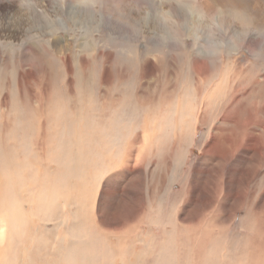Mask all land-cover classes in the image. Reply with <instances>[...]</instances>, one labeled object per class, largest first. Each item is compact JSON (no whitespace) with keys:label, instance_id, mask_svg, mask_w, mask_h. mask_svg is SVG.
<instances>
[{"label":"rangeland","instance_id":"374dc122","mask_svg":"<svg viewBox=\"0 0 264 264\" xmlns=\"http://www.w3.org/2000/svg\"><path fill=\"white\" fill-rule=\"evenodd\" d=\"M263 105L264 0H0V200L5 204L12 203L15 210L20 209L16 206L21 204L22 209L17 212L19 216L24 214L22 220L28 221L23 224L21 220L23 226L19 224L18 228L33 232V235L44 236L46 233L45 246L51 243L48 245L51 247L64 235L70 242L73 237L68 238V235L73 236L76 229L91 231L102 245L106 243L103 239H111L117 244L116 235L104 237L98 234L91 218L94 216L98 221L100 209V216L104 219L112 216L117 222L124 223L126 229L133 209L134 170L132 166L130 170L127 168V159L134 148L140 147L142 137L139 136L150 131L147 160L151 165L145 171L142 187L146 191L141 206L144 219L137 230L141 232L138 234L140 239H146L150 246L142 249L139 241L134 254L129 256L132 251L130 231L123 232L120 243L126 248L117 251L116 261L126 264H166L171 261L175 264H236L237 260L245 258L244 264H264V210L261 209L264 201L260 198L264 188V168L253 184L249 198L236 211L228 207L227 199L219 208L209 207L203 211L191 202L189 214L198 218L183 226L174 221L177 210L174 207H179L178 201L172 203L176 194H184L195 168L210 169L218 176L212 167L216 166L225 180L229 174L231 164H218L217 152L208 149L212 154H208L210 158L203 155L207 149L204 132L208 122L221 115L245 117L253 114V119H257ZM199 120L204 124L196 130L194 126ZM234 121H230V127ZM47 128L52 130L47 131ZM237 138L233 146L237 144ZM241 150L242 147H237L234 151L236 170L246 163ZM114 154H118L116 166L109 162ZM40 159V162L36 161ZM65 171L67 173L63 175H71L52 177ZM86 179L89 182L92 179V183H87ZM47 181L52 185L56 181V186L66 183L57 186L59 190L53 186V190ZM66 184H75V190ZM17 193L22 195L21 198ZM10 197L14 198L11 202ZM43 206L48 207L50 214L42 215ZM80 224H89V228L82 229ZM224 234L226 238L222 237ZM25 236L12 239H16L12 254L21 244L25 253L27 244L33 243ZM151 241L163 245H156V248ZM46 260L41 255L36 256L38 264ZM110 260L109 256L105 262ZM116 261L112 264H120Z\"/></svg>","mask_w":264,"mask_h":264},{"label":"bare ground","instance_id":"6f19581e","mask_svg":"<svg viewBox=\"0 0 264 264\" xmlns=\"http://www.w3.org/2000/svg\"><path fill=\"white\" fill-rule=\"evenodd\" d=\"M14 31V30H13ZM210 41V40H209ZM154 56H156V55H154ZM103 57V56H102ZM153 62V61H152ZM149 63H151V60L149 61ZM153 64V63H152ZM151 64V65H152ZM84 65V64H83ZM150 65V66H151ZM109 73V72H108ZM108 75V74H107ZM42 77V76H41ZM103 77V76H102ZM109 77V76H108ZM112 77H113V75H112ZM43 81V80H42ZM70 84V83H69ZM198 88V87H197ZM108 90V89H107ZM240 91V90H239ZM213 92V91H212ZM236 94L238 93V92H235ZM247 93V90H245L244 91V94H246ZM51 94V93H50ZM212 94V93H211ZM213 94H215V92L213 93ZM239 94H241V93H239ZM106 95H107V93H106ZM50 96V95H49ZM105 96V95H104ZM202 96V95H201ZM63 97V96H62ZM214 97V96H213ZM216 97H214V99H215ZM237 98V97H236ZM233 99V98H232ZM111 100V99H110ZM114 100V99H113ZM209 101H210V98L208 99ZM212 100V99H211ZM231 100V99H230ZM263 100V99H262ZM6 101V100H5ZM48 101V100H47ZM256 101V100H255ZM258 101V100H257ZM215 102V101H214ZM259 102V101H258ZM48 103V102H47ZM62 103V102H61ZM112 103V102H111ZM256 104H257V102H255ZM63 104V103H62ZM110 104V103H109ZM233 104V103H232ZM44 105H45V103H44ZM47 105V104H46ZM56 105V104H55ZM82 105H84V104H82ZM204 105V104H203ZM101 106V105H100ZM114 106V105H113ZM98 107V106H97ZM103 107H104V105H103ZM140 107V106H139ZM215 107V106H214ZM43 108V107H42ZM107 108V107H106ZM141 109H142V107H141ZM140 109V110H141ZM217 109V108H216ZM228 109V108H227ZM226 109V110H227ZM42 110V109H41ZM46 110H48L47 108H46ZM52 110V109H51ZM56 110V109H55ZM108 110V109H107ZM219 110H220V108H219ZM218 111V110H217ZM228 111V110H227ZM237 111V110H236ZM219 112V111H218ZM229 112V111H228ZM258 112V111H257ZM108 113V112H107ZM237 113V112H236ZM55 114H56V112H55ZM118 114V113H117ZM257 114V113H256ZM260 114H261V116L259 117V118H257V119H253V114L252 115H247V116H245V117H227V116H225V115H221L220 117H217V118H215V116H214V119H212V120H210V122H208V124H207V126H206V130H205V132H204V139L206 140V144H205V147L207 146V149L204 151V153H203V155L204 156H206V158L207 157H209L208 156V154H211V153H209L208 152V149H211V150H213V151H215V152H217L216 153V155H218V157H216V159H217V162H218V164H223L224 162V164H231V166H230V170H229V174H227L228 176L226 177V180L225 179H223V176H222V173L220 174L218 171V168L216 167V166H212V167H214V171L218 174V176H214V174L210 171V169L209 170H203V168L202 169H196L195 168V170H194V173H192L193 174V177L191 178V180L189 181V183H187L186 184V187L184 188V190H185V192H184V194H182V193H178V194H176L175 196H174V199H173V201H172V203H177V201H178V205H179V207L178 208H175L174 207V209H177L175 212H174V221L175 222H178L179 224H184L183 226H185V225H187V224H192V222L194 221V219H197L198 218V216H194V215H190L189 214V211H190V205H191V202H194V204L195 205H197V206H199V209L201 210V211H203L204 209H207V208H211V209H214V207L215 206H217L218 208L222 205V201H225L226 199H227V202H228V207L231 209V210H234V211H236V210H238L239 209V207H240V205H241V207H242V204H244V202H245V200H246V198H249V194H250V192L252 191V190H254V186H253V184L255 183V181L257 180V178L259 177V176H261V174H262V170H263V168H264V105H263V107L261 108V111H260ZM49 115H50V113H49ZM89 115V114H88ZM97 115V114H96ZM114 115H116V114H114ZM237 115V114H236ZM51 116H52V114H51ZM51 116H50V118H51ZM113 116V115H112ZM120 116V115H119ZM9 117V116H8ZM40 117V116H39ZM54 117V116H53ZM100 117V116H99ZM115 117V116H114ZM113 117V118H114ZM47 118V117H46ZM61 118V117H60ZM63 118H64V116H63ZM63 118H62V120H63ZM109 118V120H110V117H108ZM117 118V117H116ZM17 119V118H16ZM48 119V118H47ZM46 119V120H47ZM52 119V118H51ZM125 119V118H124ZM128 119V118H127ZM131 119V118H130ZM129 119V120H130ZM206 119H207V117H206ZM233 119H235V121H234V123H232L231 122V127L229 126V123H230V121L231 120H233ZM103 120V119H102ZM128 120V121H129ZM139 120V119H138ZM42 121H44V120H42ZM98 121V120H97ZM100 121V120H99ZM108 121V120H107ZM111 121V120H110ZM109 121V122H110ZM148 121V120H147ZM2 122V121H1ZM112 122V121H111ZM127 122V121H126ZM23 123V122H22ZM43 123H45V122H43ZM74 123H76V121L74 122ZM120 123H123V122H120ZM128 123V122H127ZM137 123V122H136ZM37 124V123H36ZM64 124V123H63ZM113 124V123H112ZM124 124V123H123ZM145 124V123H144ZM204 123L201 121V120H199L198 121V125H195L194 126V128L196 129V130H198V129H201V125H203ZM6 125V124H5ZM44 125H46V124H44ZM65 125V124H64ZM63 125V126H64ZM104 125H106V124H104ZM113 125H115V124H113ZM62 126V125H61ZM88 126V125H87ZM116 126V125H115ZM145 126V125H144ZM68 127H70V125H69V123H68ZM72 127V126H71ZM151 127V126H150ZM21 128V127H20ZM33 128V127H32ZM67 128V127H66ZM139 128H141V127H139ZM48 129V128H47ZM54 129V128H53ZM62 129H65V127L64 128H62ZM70 129V128H69ZM50 130H52V129H48L47 131H50ZM77 130H79V129H77ZM150 130V129H149ZM4 131V130H3ZM2 131V132H3ZM47 131H45V132H47ZM55 131V130H54ZM69 131V130H68ZM73 131V130H72ZM131 131V130H130ZM140 131V130H139ZM0 132H1V130H0ZM5 132H7V130L5 131ZM138 132V131H137ZM153 132V131H152ZM132 133H134V131L132 130ZM141 133V132H140ZM154 133V132H153ZM6 134V133H5ZM44 134V133H43ZM48 134V133H47ZM50 134H51V132H50ZM54 134V133H53ZM67 134V133H66ZM74 134V133H73ZM136 134V133H135ZM150 131H148V132H145V133H143L142 134V136H139L140 138L142 137V141H141V145H140V147L138 148V149H135L134 148V146H133V150L131 151V153L129 154V156H128V159L127 160H129V166L127 167L129 170L130 169H134L133 170V177H132V199H133V209H132V212H131V215L129 216V218H128V221H129V223H127V227H126V229L124 228V223H120V222H117L112 216H107L105 219L102 217V215L100 216V209L98 210V214H97V216L98 217H100V219L98 220V221H96V219H95V217L93 216L92 218H91V221L93 222V224H95L96 225V227H97V229H98V231H97V233L98 234H100V235H103L104 237H110V236H114V235H116V236H114V237H116L117 239V244H115V243H113L112 242V240L111 239H103V240H106V243H105V245H102L101 244V240H96L95 238H94V236H93V233L91 232V231H88V232H83L82 230H78V229H76V230H73V236H71L70 237V234L68 235V238H74V239H78V240H74L73 238L71 239V241L70 242H67L66 240H65V236L66 235H64V237L62 238V239H56L55 240V244L54 245H52L51 247H48V245L49 244H51V243H48V245L47 246H45V241L47 240V238L45 237L46 236V233H44L45 235L43 236V235H38L37 233H34V235H33V232H28L27 230L26 231H24V229L22 230L21 228L19 229L18 228V226H19V224L20 225H22L23 226V224H25L26 223V220L24 219V220H22L21 218V216H24V214H21L20 216H19V214H18V212H20V210L22 209V207H20V205L21 204H19V205H17L16 206V208L18 207V208H20V209H18V210H15V207L13 206V204L12 203H10V204H5L4 202H3V200L1 201L0 200V210H1V212H0V264H38L37 262H36V256H38V255H41L42 257H45L47 260L45 261V262H43V263H40V264H112L114 261H116V259L118 258V254H117V251H125V248H124V246L120 243L121 242V240H120V238H121V235L120 234H122L123 232H127L128 230L130 231V235H131V243H130V249L132 250V251H130L129 253H128V255L130 256V255H133L134 254V251H135V247L137 248V246H138V242L139 241H141L140 243H141V248L142 249H146L147 248V246L149 245L150 246V243L149 242H147L146 241V239H140V237L138 236V234L139 233H141V232H137V230L139 229V227L140 226H142V225H140L141 224V222L140 221H142V218L144 219V217H143V210H142V208H141V206H142V202H143V198H146V191H144L143 190V180H144V175H145V171H147V169H148V166H149V164L151 165V163H150V160H147V158L150 156V149H148L147 148V143L148 144H150L149 143V141H150V139L149 138H151L152 136H150ZM160 134V133H159ZM162 134V133H161ZM0 135H1V133H0ZM60 135V134H59ZM134 135V134H133ZM157 135V134H156ZM43 136H45V135H43ZM47 136V135H46ZM45 136V137H46ZM128 136H129V134H128ZM40 137V136H39ZM99 137V136H98ZM119 137V136H118ZM134 137V136H133ZM132 137V138H133ZM137 137V136H136ZM238 137V138H237ZM138 138V137H137ZM139 138V139H140ZM165 138H167V137H165ZM171 138H172V136H171ZM170 137H169V139H171ZM178 138V137H177ZM181 138V137H180ZM179 138V139H180ZM184 138V137H183ZM192 138V137H191ZM238 139V142H237V144H235V146H233V144H234V141H235V143H236V140L235 139ZM2 139V138H1ZM6 139V138H5ZM14 138H12L11 140H13ZM43 139V138H42ZM41 139V140H42ZM66 139V138H65ZM99 139V138H98ZM131 139V138H130ZM139 139H138V141H139ZM178 139V140H179ZM188 139V138H187ZM186 139V140H187ZM7 140V139H6ZM58 140H61V139H58ZM68 140V139H67ZM117 140H119V139H117ZM152 140V139H151ZM163 140V139H162ZM186 140H184L186 143L188 142V141H186ZM98 141V140H97ZM115 141V140H114ZM137 141V142H138ZM164 141V140H163ZM174 141L176 142V140L174 139ZM180 141V140H179ZM17 142V141H16ZM15 142V143H16ZM31 142V141H30ZM44 142H46V141H44ZM48 142V141H47ZM53 141L51 140V143H52ZM75 142V141H74ZM121 142V140L119 141V143ZM132 142V141H131ZM153 142V141H152ZM169 142V141H168ZM173 142V141H172ZM174 142V143H175ZM213 142H215V143H213ZM60 143V142H59ZM98 143H99V141H98ZM116 143V142H115ZM129 143V142H128ZM139 143V142H138ZM166 143V142H165ZM14 144V143H13ZM17 144V143H16ZM36 144V143H35ZM39 144V143H38ZM49 144H50V142H49ZM122 144V143H121ZM130 144V143H129ZM128 144V145H129ZM18 145H20V144H18ZM47 145V144H46ZM151 145V144H150ZM177 145H180V143H178L177 142ZM186 145V144H185ZM12 146V145H11ZM17 146V145H16ZM16 146H14V147H16ZM40 146H42V145H40ZM60 146V145H59ZM65 146H68V145H65ZM118 146H119V144H118ZM117 146V147H118ZM173 145H171V147H172ZM187 146H188V144H187ZM75 147H76V145H75ZM82 147V146H81ZM102 147V146H101ZM112 147H114V145L112 146ZM209 147H211V148H209ZM237 147H242V155H243V159L245 160V164H243V166L240 168V170H236V168H235V166L236 165H234V162H233V158L235 157V155H234V151L236 150V148ZM6 148V147H5ZM13 148V147H12ZM20 148V147H19ZM36 148H38V147H36ZM35 148V149H36ZM42 148V147H41ZM51 148V147H50ZM52 148H54V144H53V147ZM72 148V147H71ZM78 148V147H77ZM84 148H85V146H84ZM96 148V147H95ZM104 148V147H103ZM116 148V147H115ZM125 148V147H124ZM131 148V147H130ZM177 148V147H176ZM8 149V148H7ZM18 149V148H17ZM22 149H23V147H22ZM64 149V148H63ZM76 149V148H75ZM75 149H72V150H75ZM94 149V148H93ZM102 149V148H101ZM122 149V148H121ZM132 149V148H131ZM178 149H180V148H178ZM183 149V148H182ZM6 150V149H5ZM18 150H20V149H18ZM40 150V149H39ZM42 150V149H41ZM51 150V149H50ZM56 150V149H55ZM99 150H100V148H99ZM130 150V149H129ZM177 150V149H176ZM175 150V151H176ZM14 151V150H13ZM38 151V150H37ZM62 151V150H61ZM64 151H65V149H64ZM101 151H103V150H101ZM105 151V150H104ZM103 151V152H104ZM174 151V150H173ZM184 151V150H183ZM7 152V151H6ZM42 152V151H41ZM44 152V151H43ZM43 152H42V154H43ZM50 152V151H49ZM52 152V151H51ZM63 152V151H62ZM118 152V151H117ZM170 152V151H169ZM202 152H203V150H202ZM2 153H4V152H2ZM10 153V152H9ZM12 153V152H11ZM18 153H19V151H18ZM21 153V152H20ZM35 153V152H34ZM38 153H39V151H38ZM72 153H75V151H73ZM71 153V154H72ZM82 153V152H81ZM80 153V154H81ZM93 153V150H92V152L90 153V154H92ZM96 153V152H95ZM94 153V154H95ZM154 153V152H153ZM171 153V152H170ZM185 153V152H184ZM241 153V152H240ZM54 154V153H53ZM65 154H66V152H65ZM76 154V153H75ZM98 154V153H97ZM101 153H99V155H100ZM111 154V153H110ZM113 154V153H112ZM183 154V153H182ZM13 155H15V154H13ZM40 156L39 157H41L42 158V156H41V154H39ZM60 155V154H59ZM73 155V154H72ZM82 155V154H81ZM104 155H105V153H104ZM212 155V154H211ZM245 155V156H244ZM17 156V155H16ZM27 156V155H26ZM28 156H30V155H28ZM47 156H48V154H47ZM47 156H46V158H47ZM65 156H67V155H65ZM71 156V155H70ZM77 155H75V157H76ZM117 156H118V154H114V155H111L110 156V158H109V162H110V164L111 165H114V166H116L115 164H116V160L115 159H118L117 158ZM55 157V156H54ZM97 157V156H96ZM102 157V156H101ZM153 157V156H152ZM12 158H14L15 159V157L13 156ZM35 158H37V156H35ZM48 158H50V157H48ZM77 158V157H76ZM75 158V159H76ZM171 158H172V156H171ZM183 158L185 159L186 157H184L183 156ZM210 158V157H209ZM238 158H239V156H238ZM45 159V158H44ZM51 159H52V157H51ZM58 159V158H57ZM61 159V158H60ZM81 159V158H80ZM150 159H152V158H150ZM170 159V158H169ZM177 159V158H176ZM184 159H182V160H184ZM4 160V159H3ZM3 160H2V163H3ZM19 160H21V159H19ZM29 160V159H28ZM42 159H40V160H36V161H38V162H40ZM100 160H101V158H100ZM103 160V159H102ZM101 160V162H103ZM147 160V161H146ZM173 160H175L174 158H173ZM172 160V161H173ZM238 160V159H237ZM5 161V160H4ZM13 161V160H12ZM15 161H16V159H15ZM34 161H35V159H34ZM47 161H48V159H47ZM46 161V162H47ZM50 161V160H49ZM53 161V160H52ZM77 161V160H76ZM132 161H133V164L131 165V163H132ZM177 161V160H176ZM1 162V161H0ZM7 162V161H6ZM23 162V161H22ZM25 162H26V160H25ZM44 162V161H43ZM98 162H100V161H98ZM108 162V161H107ZM106 162V163H107ZM152 162V161H151ZM175 162V161H174ZM178 162L180 163V161L178 160ZM178 162H176V163H178ZM184 162V161H183ZM183 162H181L182 163V165L184 164ZM235 162H237V161H235ZM242 162V161H241ZM13 163V162H12ZM24 163V162H23ZM28 163H29V161H28ZM31 163V162H30ZM34 163V162H33ZM75 163V162H74ZM82 163V162H81ZM90 163V162H89ZM105 163V164H106ZM198 163V162H197ZM26 164V163H25ZM35 164V163H34ZM33 164V165H34ZM43 164V163H42ZM49 164H51V163H49ZM170 164V163H169ZM201 164V163H200ZM238 164H240V163H238ZM8 165H9V163H8ZM21 165H22V163H21ZM20 165V166H21ZM24 165V164H23ZM44 165H45V163H44ZM52 165V164H51ZM92 165V164H91ZM97 163H96V167H97ZM103 165H104V163H103ZM102 165V166H103ZM198 165H199V163H198ZM41 166V165H40ZM46 166V165H45ZM57 166V165H56ZM63 165H61L60 167H62ZM99 166H100V163H99ZM114 166H112V168L114 167ZM131 166H132V168H131ZM8 167V166H7ZM9 167H10V165H9ZM29 167H32L31 166V164H30V166ZM71 167V166H70ZM105 167V166H104ZM208 167H210V166H208ZM219 167V166H218ZM17 168V167H16ZM41 168H43V167H41ZM57 168V167H56ZM66 168V167H65ZM68 168V167H67ZM87 167H85V169H86ZM89 168H91V166L89 167ZM93 168V167H92ZM103 168V167H102ZM108 168V167H107ZM197 168H198V166H197ZM205 168H207L206 166H205ZM24 169V168H23ZM33 169H35V168H33ZM74 169H76L77 170V168L76 167H74ZM74 169L72 168V170L74 171ZM82 169V168H81ZM126 169V168H125ZM127 169V170H128ZM2 170V168L0 169V171ZM55 170V169H54ZM68 170H71V169H68ZM71 170V171H72ZM90 170V169H89ZM108 170V169H107ZM211 170H213L212 168H211ZM218 170V171H217ZM6 171V170H5ZM5 171H4V173H5ZM9 171V170H8ZM7 171V172H8ZM32 171V170H31ZM43 171H44V169H43ZM47 171V170H46ZM45 171V174H47V172L49 173V175H50V172L49 171H47L46 172ZM60 171H62V170H60ZM87 171H88V169H87ZM122 172H124L123 170H121ZM126 171V170H125ZM132 171V170H131ZM191 170H189V172H190ZM213 171V172H214ZM11 172V171H10ZM9 172V173H10ZM14 172V171H13ZM21 172V171H20ZM56 172H57V170H56ZM76 172V171H75ZM86 172V171H85ZM99 172V171H98ZM173 172V171H172ZM9 173H7L8 175H9ZM42 173H44V172H42ZM52 173V172H51ZM64 173H67L66 171L65 172H62V174H60L59 173V175H58V173H56L57 175L56 176H52V177H57V176H59V177H61V178H65V175H71V174H65V175H63ZM72 173V172H71ZM102 173L104 174V171H102ZM127 173V172H126ZM228 173V172H227ZM11 175H12V172L10 173ZM33 174L34 175H36L34 172H33ZM76 174V173H75ZM74 174V172H73V175L72 176H76ZM83 174H85V173H83ZM90 174H91V172H90ZM103 174H101V175H103ZM123 174V173H122ZM30 175H32V174H30ZM48 175V176H49ZM61 175V176H60ZM78 175V174H77ZM94 175V174H93ZM99 175H100V173H99ZM4 176V175H3ZM15 176H16V174H15ZM19 176V175H18ZM25 177H26V175H24ZM43 176H45L46 177V175H43ZM63 176V177H62ZM112 176V175H111ZM116 176V175H115ZM226 176V175H225ZM224 176V177H225ZM234 176V177H233ZM264 176V172H263V174H262V177ZM13 177V176H12ZM11 177V178H12ZM22 177V176H21ZM29 177V176H28ZM27 177V179H29ZM32 177V176H31ZM58 177V178H59ZM84 177V179L86 178L85 176H83ZM237 177V178H236ZM4 178V177H3ZM16 178V177H15ZM39 178V177H38ZM46 178H48V177H46ZM122 178V177H121ZM5 179V178H4ZM14 179V178H13ZM32 179V178H31ZM30 179V180H31ZM60 179V178H59ZM59 179H57V180H59ZM224 181H223V180ZM53 180V179H52ZM62 180H64V179H62ZM62 180H59V181H62ZM94 180V179H93ZM8 181V180H7ZM13 181V180H12ZM37 181V180H36ZM48 181H50L51 182V180H48ZM47 181V182H48ZM91 182H89V180H87L86 179V182L87 183H92V179L90 180ZM56 182V181H55ZM55 182H53L54 184L52 185L51 183H49L50 185H52V188H53V186H54V188H57V186H60V187H62V185H65L64 183H66V181L63 183V184H59V185H55ZM74 183V182H73ZM80 182H78V184H79ZM93 183H94V181H93ZM115 184V183H114ZM149 184V183H148ZM76 185H77V183H76ZM79 185H81L82 186V184H79ZM94 184H92V186H93ZM35 186H36V184H35ZM56 186V187H55ZM66 186H67V184H66ZM72 186V188H73V191L75 190L74 188V186H75V184L74 185H71ZM71 186H67V187H70L71 188ZM106 186V185H105ZM37 187V186H36ZM59 187V188H60ZM103 187V186H102ZM20 188V187H19ZM50 188H51V186H50ZM51 188V189H52ZM54 188H53V190H54ZM108 188V187H107ZM58 189V188H57ZM56 189V192L55 191H53V193L55 192L56 194L58 193V190ZM60 189H62V188H60ZM65 189V188H64ZM79 189V188H78ZM86 189V188H85ZM84 189V190H85ZM100 189V188H99ZM103 189V188H102ZM102 189H101V191H102ZM34 190V189H33ZM109 190V189H108ZM8 191H12V190H10V189H8ZM35 191V190H34ZM34 191H33V193H34ZM37 191V190H36ZM62 191H63V189H62ZM70 191V190H69ZM72 191V192H73ZM76 191H78L77 189H76ZM81 191V190H80ZM86 191V190H85ZM25 192V191H24ZM23 192V193H24ZM31 192H32V190H31ZM64 193H65V191H63ZM71 192V193H72ZM103 193L104 192H106V191H102ZM261 192H262V195L260 196V198H262V201H264V188L261 190ZM4 193V192H3ZM60 193H61V191H60ZM80 193V192H79ZM94 193V192H93ZM93 193H91V194H93ZM36 194V193H35ZM55 194V195H56ZM67 194H70V193H67ZM85 194V193H84ZM5 194H2V196H4ZM17 195H18V193H17ZM33 195V194H32ZM61 195V194H60ZM88 195V194H87ZM90 195V194H89ZM88 195V196H89ZM94 195H95V193H94ZM149 195V194H148ZM13 196V195H12ZM20 196H22V195H18V197L19 198H21ZM35 196V195H34ZM73 196V195H72ZM93 196V195H92ZM165 196V195H164ZM258 196V195H257ZM256 196V197H257ZM27 197V196H26ZM83 197V196H82ZM81 197V198H82ZM102 197H104V196H102ZM101 197V198H102ZM154 197H155V193H154ZM11 198V197H10ZM23 198H25V197H23ZM85 198H87V196H85ZM173 198V197H172ZM177 198H185V199H178V200H176ZM7 199H8V196H7ZM13 199L14 198H11L10 199V202L11 201H13ZM162 199V198H161ZM22 200V199H21ZM28 200V199H27ZM37 200V199H36ZM76 200V199H75ZM84 200V199H83ZM101 200V199H100ZM99 200V201H100ZM149 200H151V199H149ZM156 200V199H155ZM166 200H167V198H166ZM168 200H170V199H168ZM197 200H199L200 201V203L197 201ZM23 201H25V200H22V202ZM28 201H30V199L28 200ZM32 201V200H31ZM38 201V200H37ZM158 201H160V200H158ZM171 201V200H170ZM247 201V200H246ZM258 201V200H257ZM15 202H17L16 201V199H15ZM15 202H13V203H15ZM26 202V201H25ZM71 202H74V201H71ZM97 202H98V199H97ZM145 202H147V201H145ZM219 202H220V204H219ZM6 203H8V202H6ZM92 203V202H91ZM18 204V203H17ZM26 204V203H25ZM71 204H73V203H71ZM76 204V203H75ZM77 204H78V201H77ZM76 204V205H77ZM87 204V203H86ZM100 204H101V202H100ZM162 204V203H161ZM8 205V206H7ZM10 205V206H9ZM87 205H89V204H87ZM87 205H84V206H87ZM144 205V204H143ZM155 205V204H154ZM166 205V204H165ZM168 205V204H167ZM24 206V205H23ZM35 206V205H34ZM83 206V207H84ZM90 206V205H89ZM163 205H161V207H162ZM192 206V205H191ZM246 206V205H245ZM260 206V205H259ZM38 207V206H37ZM93 207V206H92ZM91 207V208H92ZM156 207V206H155ZM154 207V208H155ZM159 207V206H158ZM172 207V206H171ZM190 207V208H189ZM244 207V206H243ZM85 208L86 207H84V209L83 210H85ZM91 208H89V209H91ZM169 208V207H168ZM247 208V207H246ZM36 209H38V208H36ZM160 209H162L163 210V208H160ZM164 209H166V208H164ZM172 209V208H171ZM171 209H169V210H171ZM226 209V208H225ZM261 209L262 210H264V203H261ZM24 210V209H23ZM28 210V209H27ZM151 210H153L152 208H151ZM157 210V209H156ZM173 210V209H172ZM227 210V209H226ZM18 211V212H17ZM74 211V210H73ZM148 211V210H147ZM30 212H32V210L30 211ZM86 212V211H85ZM84 212V215L86 214ZM90 212V211H89ZM91 212H93L92 211V209H91ZM216 212V211H215ZM260 212V211H259ZM41 213H42V215H48V214H50V211L48 210V207L47 206H43V208H41ZM70 213V212H69ZM74 213V212H73ZM96 213V212H95ZM151 213V212H150ZM163 213V212H162ZM165 213V212H164ZM227 213H228V211H227ZM226 213V214H227ZM237 213V212H236ZM91 214V213H90ZM161 214V213H160ZM229 214V213H228ZM32 215H35V214H32ZM42 215H39V216H41L42 217ZM79 215V214H78ZM94 215V214H93ZM148 215V214H147ZM153 215V214H152ZM165 215H166V213H165ZM225 215V214H224ZM231 215V214H230ZM37 216V215H36ZM35 216V217H36ZM74 216H76V215H74ZM83 216V215H82ZM92 216V215H91ZM155 216V215H154ZM228 216V215H227ZM226 216V217H227ZM78 217V216H77ZM76 217V218H77ZM84 217H86V216H84ZM148 217V216H147ZM156 217V216H155ZM166 217H168L167 215H166ZM231 217V216H230ZM50 218V217H49ZM74 218V217H73ZM225 218V217H224ZM30 219V218H29ZM80 219V218H79ZM148 219V218H147ZM247 219H249V218H247ZM22 220V222L23 221H25V223L23 222V224H22V222L20 223V221ZM83 220H85V218L83 219ZM88 220V219H87ZM166 220H168V218L166 219ZM28 221V220H27ZM30 221H31V219L29 220V223H30ZM41 221V220H40ZM80 221H82V220H80ZM148 221V220H147ZM160 221V220H159ZM229 221V220H228ZM231 221V220H230ZM253 221V220H252ZM251 221V222H252ZM260 221H261V219H260ZM56 223H57V221H55ZM77 222V220H75L74 221V223H76ZM86 222V221H85ZM144 222H146V221H144ZM162 222V221H161ZM254 222V221H253ZM35 223V222H34ZM54 223V222H53ZM64 223V222H63ZM142 223H143V221H142ZM261 223V222H260ZM263 223V222H262ZM58 224V223H57ZM161 224H163V222L161 223ZM167 224H169V223H167ZM171 224V223H170ZM247 224H248V220H247ZM43 225V224H42ZM49 225H51V224H49ZM48 225V226H49ZM75 225V224H74ZM213 225H214V223H213ZM22 226H20V227H22ZM31 226V225H30ZM89 226V224H80L79 225V227H81L82 229L83 228H89L88 227ZM183 226H181V227H183ZM210 226H212V225H210ZM56 227V226H55ZM150 227V226H149ZM165 227V226H164ZM217 227V226H216ZM32 228H33V226H32ZM178 228V227H177ZM176 228V229H177ZM218 228V227H217ZM225 228V227H224ZM263 228H264V226H263ZM27 229V228H26ZM74 229H75V226H74ZM147 229V228H146ZM208 229V228H207ZM142 230V229H141ZM215 230V229H214ZM227 230V229H226ZM38 231V230H37ZM36 231V232H37ZM42 231V230H41ZM220 231V230H219ZM258 231V230H257ZM12 232V233H11ZM47 232V231H46ZM49 232V231H48ZM175 232H176V230H175ZM190 232H191V230H190ZM254 232V231H253ZM68 233H70V232H68ZM148 233V232H147ZM256 233V232H255ZM24 234H26V236H25V239L26 238H29L30 240H31V243L32 244H27L28 246H27V248H25L26 249V252L25 253H23V251H25V250H23L22 251V247H23V245L21 244V246L20 247H18V250H17V252L16 253H14V254H12V251L14 250L13 248H12V246H13V244H14V241H16V239H14L13 241H12V239L14 238V237H22V235H24ZM160 234V233H159ZM187 234V233H186ZM192 234V233H191ZM227 234V233H226ZM7 235H8V238H7ZM146 235H148V234H146ZM187 235H189V234H187ZM142 236V235H141ZM153 236V235H152ZM175 236H177L178 237V235H175ZM174 236V237H175ZM135 237L137 238L135 241H134V239H135ZM153 237H156V236H153ZM176 237V238H177ZM219 237H220V235H219ZM222 237H225V234H224V236H222ZM23 238V237H22ZM21 238V239H22ZM61 238V237H60ZM175 238V239H176ZM179 239H180V237H178ZM192 238V237H191ZM226 238V237H225ZM231 238V237H230ZM229 238V239H230ZM259 238V237H258ZM156 239V238H155ZM155 239H154V241H155ZM214 239H216V238H214ZM28 240V239H27ZM44 240V241H43ZM211 240V239H210ZM223 240V239H222ZM234 240H235V238H234ZM234 240H233V242H234ZM12 241V242H11ZM51 241V240H50ZM49 241V242H50ZM237 241V240H236ZM239 241H242V240H238L237 242H239ZM51 242H53V241H51ZM211 242V241H210ZM215 242V241H214ZM213 242V243H214ZM218 242H219V240H218ZM226 242V241H225ZM230 242H231V240H230ZM16 244H17V242H15ZM133 243V244H132ZM176 243V242H175ZM178 243V242H177ZM176 243V244H177ZM216 243V242H215ZM221 243V242H220ZM227 243H228V241H227ZM236 243V242H235ZM25 244V245H26ZM151 244H152V246L153 245H155V247L156 248H158L157 246L158 245H163V244H153V242L151 241ZM212 244V243H211ZM225 244V243H224ZM231 244V243H230ZM239 243H237V247L239 246L238 245ZM24 245V246H25ZM157 245V246H156ZM201 245V241H200V244H199V246ZM213 245V244H212ZM17 246V245H16ZM15 246V248H17ZM50 246V245H49ZM126 246V245H125ZM207 246V245H206ZM210 246V245H209ZM26 247V246H25ZM155 247H154V249H155ZM178 247V246H177ZM211 247V246H210ZM209 247V248H210ZM236 247V248H237ZM182 248V247H181ZM235 248V247H234ZM233 248V249H234ZM239 248V247H238ZM241 248V247H240ZM245 248V247H244ZM149 249H150V247H149ZM179 249V248H178ZM184 249V248H183ZM194 249V248H193ZM192 249V250H193ZM245 249H247V248H245ZM230 250V249H229ZM237 249H235V251H236ZM148 251H150V250H148ZM156 251V250H155ZM186 251V250H185ZM226 251H228V250H226ZM234 251V252H235ZM238 251V250H237ZM255 251V250H254ZM14 252V251H13ZM177 252H179L178 250H177ZM197 252H199V251H197ZM204 253L206 252V251H203ZM223 252V250L221 251V253ZM149 253V252H148ZM182 253V252H181ZM126 254V253H125ZM178 254V253H177ZM176 254V256H178ZM189 254V253H188ZM142 255V254H141ZM190 255V254H189ZM192 255V254H191ZM210 255V254H209ZM111 257L112 258V260H110L109 262H105L106 261V259L108 258V257ZM127 256V255H126ZM193 256V255H192ZM211 256V255H210ZM221 256V255H220ZM230 256V255H229ZM234 256V255H233ZM239 256H241V255H239ZM170 257V256H169ZM38 258V257H37ZM140 257H138V259H139ZM176 259H177V257H175ZM187 258V257H186ZM201 258V257H200ZM199 258V259H200ZM207 258V257H206ZM221 258V257H220ZM233 258V257H232ZM231 258V259H232ZM39 259V258H38ZM131 259V258H130ZM137 259V260H138ZM199 259H196V260H199ZM203 259H204V257H203ZM218 259V258H217ZM216 259V260H217ZM236 259V258H235ZM238 259V258H237ZM241 259H242V257H241ZM23 260H25V261H23ZM43 260V259H42ZM188 260V259H187ZM146 261V260H145ZM202 261V260H201ZM221 261V260H220ZM232 261V260H231ZM233 261H234V259H233ZM238 262H239V264H244V263H246L247 262V260L245 259V258H243L242 260H237ZM116 262H118V263H120V264H126V262L125 261H116ZM237 262V263H238ZM140 263V262H139ZM196 263H199L198 261L196 262ZM236 263V264H237ZM249 263V262H248ZM134 264H136V262L134 263ZM138 264V263H137ZM141 264V263H140ZM166 264H175L174 262H172L171 261V263L169 262V263H166ZM189 264V263H188ZM228 264V263H227ZM232 264H235V263H233L232 262Z\"/></svg>","mask_w":264,"mask_h":264}]
</instances>
